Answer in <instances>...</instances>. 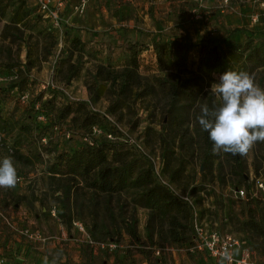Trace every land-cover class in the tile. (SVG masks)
<instances>
[{"label": "rangeland", "instance_id": "1", "mask_svg": "<svg viewBox=\"0 0 264 264\" xmlns=\"http://www.w3.org/2000/svg\"><path fill=\"white\" fill-rule=\"evenodd\" d=\"M49 1L52 7L59 2L63 5L56 23L43 17L36 0H0V122L6 124V131L0 133V159L11 157L20 177L14 188H0V228L10 221L14 208L24 206L35 212L45 206L66 224L82 221L94 240L114 242L119 257L116 264H219L206 253L190 249L194 241L190 222L183 241L173 243L163 213L143 206L137 188L109 195L79 184L64 196L62 177L50 175L47 163L55 152L75 149L87 141L74 133L67 121L56 124L39 114L41 103L51 100L55 107L72 103L80 113L108 114L122 137L136 140L148 155L159 159L162 175L171 187L179 195L191 197L199 223L236 235L264 264V197L258 192L256 201L247 205V198L239 200L235 193L243 189L250 198L249 193L256 190L255 180L264 177V142H257L246 155L237 154L239 163L231 153L214 154L213 145L206 148L197 118L202 105L212 109L220 104L211 87L195 100H172L151 80L155 86L152 94L138 98L130 92L115 115L108 113L106 91H88L99 63L115 69L125 64V49L135 36L114 31L130 29L129 20L138 32L153 33L152 40L177 36L213 41L215 35L219 45L226 46L223 35L236 28L226 25L220 15L233 13L249 2L251 23L264 27V11L258 8L261 0H212L210 6H204V0H72L67 10L75 25L65 16L68 0ZM79 2L85 4L82 13L74 11ZM193 9L198 14L192 13ZM255 14L258 18L254 21ZM97 19L102 28H89L88 23ZM113 34L124 38L121 47L113 45L118 41ZM260 34H264L261 29L256 39L251 38L257 44L264 40ZM74 37L82 48L72 46ZM138 45L141 52L145 50L144 44ZM140 56L142 75L163 77L168 73L155 70L148 55ZM197 57V52L191 54L194 61ZM69 65L78 68L66 81ZM248 73L264 89V68ZM179 77L188 75L180 71ZM219 77L215 75L216 83ZM12 82L17 86H10ZM42 108L46 112V107Z\"/></svg>", "mask_w": 264, "mask_h": 264}, {"label": "trees", "instance_id": "2", "mask_svg": "<svg viewBox=\"0 0 264 264\" xmlns=\"http://www.w3.org/2000/svg\"><path fill=\"white\" fill-rule=\"evenodd\" d=\"M72 46L75 49L82 48L79 38L72 39ZM139 47L136 43L127 45L125 64L120 69L102 63L96 66L88 91L107 92L110 98L107 109L110 115L117 114V111L124 107L126 96L130 92L138 98L152 94L155 86L151 80L172 100L180 97L195 100L201 92L216 83L215 75H221L227 70L248 72L264 68V40L257 44L249 38L243 43L231 42L224 46L211 40L190 41L177 36L154 39L152 41V50L155 54L154 68L158 72H168L163 77L140 73L143 65L140 59L142 48ZM194 52L198 54L196 61L191 59ZM77 68L69 65L66 81L76 74ZM180 71L188 77L180 78ZM10 86L14 87L17 84L12 82ZM41 104L47 110L44 112L42 107H38L40 115L56 124L67 121L73 132L82 137L90 136L93 127L101 131L98 137L91 136L90 143L86 142L72 150L55 152L52 160L47 163L46 171L50 175L62 177L61 188L64 196L79 184L84 188L109 195L128 188H137L139 201L143 206L163 213L169 225L172 242L183 241L188 222L193 225V208L158 182L143 155L120 140L123 134L113 121L98 111L77 112L72 103L55 107L51 100H46ZM5 127V122H0V133L6 131ZM202 132L208 149L213 142L208 132ZM13 152L21 157L16 148ZM233 159L239 163L237 155H233ZM246 198L247 205L256 201L255 197ZM129 232L135 236L132 227ZM89 235L93 239L92 235Z\"/></svg>", "mask_w": 264, "mask_h": 264}, {"label": "crops", "instance_id": "3", "mask_svg": "<svg viewBox=\"0 0 264 264\" xmlns=\"http://www.w3.org/2000/svg\"><path fill=\"white\" fill-rule=\"evenodd\" d=\"M69 2L70 4L68 5L70 7L71 4L74 3L72 0H68L66 2L65 16L71 25H75L76 23H73L72 20V12L67 10V3ZM211 3L212 0H204V6H210ZM139 4L140 2H136V5ZM70 7L68 8L70 9ZM119 8L118 12L120 13L122 7ZM251 11L252 7L248 2L246 5L240 7L233 13L226 12V14L220 15L223 17L226 25L229 24L231 28H236L235 32H225L223 38L226 39V42H240L249 38L256 39L257 30L261 29L264 31V27H254L251 23ZM213 21L215 22L216 20ZM219 22L221 23V21ZM123 24L125 23L122 22V25ZM132 24L133 23L129 20L128 26L130 29L123 28L114 32L119 33L122 31V33L134 35L135 38L131 42L144 44L146 46L145 50L141 52V55H148V58L151 60L150 64L154 67L155 54L152 50V37L154 34L138 32L136 29L132 28ZM88 26L89 28L96 30L97 28H102L101 26H103V23L100 19H97L95 23H88ZM212 33L215 34L214 31H212ZM260 35L264 36V34ZM114 36H116V34H113V37ZM214 37L211 39L216 44H219L220 39ZM116 38L117 37H114V40L118 39ZM88 39L90 41L91 38ZM123 40L124 38H119L118 41H114L113 45L121 47ZM204 40L209 39L205 38ZM220 45L223 44L220 43ZM144 62L147 61L144 60ZM261 196L264 197V192L261 193ZM13 211H11L10 221H6V225L4 224L5 226L3 228L6 229L4 230L2 227L0 228V258H2L6 264H116V258H119L118 255H116L117 249H114L113 251L104 250L99 253H93L90 246L86 242L85 234L79 232L72 223L66 224L65 222L55 218L51 208L48 209L43 206L41 207V210L33 212V210L31 211L30 209L28 212L24 206H21L20 209L14 208ZM8 225L9 229L7 228ZM24 228H29L33 231L39 232L43 236L48 237L47 241L29 239L22 232H20ZM254 259L257 262L259 261L255 251ZM213 260L218 262L220 261L215 259Z\"/></svg>", "mask_w": 264, "mask_h": 264}, {"label": "clouds", "instance_id": "4", "mask_svg": "<svg viewBox=\"0 0 264 264\" xmlns=\"http://www.w3.org/2000/svg\"><path fill=\"white\" fill-rule=\"evenodd\" d=\"M210 92L220 104L212 109L207 104L200 108L198 124L208 132L213 142V153L246 155L257 142H264V89L246 71L227 70L211 85ZM17 170L11 157L0 159V188H14ZM232 253L225 249L219 264H229Z\"/></svg>", "mask_w": 264, "mask_h": 264}, {"label": "built area", "instance_id": "5", "mask_svg": "<svg viewBox=\"0 0 264 264\" xmlns=\"http://www.w3.org/2000/svg\"><path fill=\"white\" fill-rule=\"evenodd\" d=\"M36 1L39 4V8L41 9V13L43 17L49 18L51 19V21L55 23L59 21V12L63 7L62 2L58 3L59 7L58 6L52 7L50 5L49 0H36ZM84 6L85 4L83 2H79L77 5H75L74 11L76 13H82L84 10ZM258 8L259 11H264V0H261L259 2ZM195 12L197 13V9L192 10V13L195 14ZM257 18H258V14H255V16H253L252 19L255 21L257 20ZM21 98L23 99L24 97L22 96ZM106 116L108 117L109 120L112 121L111 117H109L108 115ZM100 133H101L100 129L93 127L92 134L90 136H85L84 139L88 143H90L91 136ZM107 136L109 138H112L110 135ZM120 140H123L124 142L128 143L132 148H134L141 155H143V157L150 164L154 176L156 177L159 183L169 188L179 198L188 202L191 205V207L194 209V205L191 197H189L188 195H179L171 187L168 181H166V179L163 177L162 175L163 164L159 161V159H155L152 156L148 155L142 149L140 144L137 143L136 140L125 137L120 138ZM19 180L20 177H18V181ZM254 186L256 190L251 191V193H249L250 197H256L258 192L260 194L264 192V177L256 179ZM235 193L237 194L239 199H244L248 196L243 189H236ZM73 225L76 227V229L79 232L85 234L86 242L90 246L93 253H99L100 251H104V250L112 251L117 247V245L112 241L93 240L88 234L86 227L82 221L79 220L74 221ZM21 232L29 239H35L40 241H47L48 239V237L43 236L39 232L33 231L29 228H24ZM193 232H194V243L190 249H196L198 251H202L215 260H220L222 252L225 249H228L232 253V259L230 264H262V263H258L254 259V251L249 246H247L239 237L230 233H221L212 225H208L206 223H199V220L196 217V213H194ZM0 264H6L2 258H0ZM225 264H229V262L225 261Z\"/></svg>", "mask_w": 264, "mask_h": 264}]
</instances>
